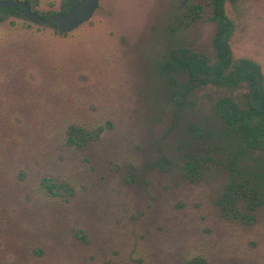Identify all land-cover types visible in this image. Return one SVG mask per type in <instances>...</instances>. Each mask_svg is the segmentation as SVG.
I'll list each match as a JSON object with an SVG mask.
<instances>
[{
    "label": "rangeland",
    "instance_id": "obj_1",
    "mask_svg": "<svg viewBox=\"0 0 264 264\" xmlns=\"http://www.w3.org/2000/svg\"><path fill=\"white\" fill-rule=\"evenodd\" d=\"M214 13V0H99L65 34L0 22V264H264V202L230 188L260 154L233 167L216 114L224 97L246 106L255 82L198 85L180 103L186 75L161 69L178 50L214 61ZM222 13L262 102L264 0ZM188 155L209 156L193 177Z\"/></svg>",
    "mask_w": 264,
    "mask_h": 264
},
{
    "label": "trees",
    "instance_id": "obj_2",
    "mask_svg": "<svg viewBox=\"0 0 264 264\" xmlns=\"http://www.w3.org/2000/svg\"><path fill=\"white\" fill-rule=\"evenodd\" d=\"M24 1L36 12L33 6L37 5L39 0ZM78 1L80 0H62L61 12L67 11ZM214 9V18L220 23V28L213 38L214 61L211 62L206 56L192 51L178 50L161 66L165 73L172 71L177 75H186L184 85L174 95L175 98H179L180 103L185 101L188 92L198 85L211 83L231 87L241 81L252 84L256 80L255 74L259 72L257 64L251 60L241 59L236 63L233 62L227 34L230 23L222 16V0H214ZM14 15H22V8L19 6L0 8V22ZM49 15L51 14H41L42 17ZM49 26L60 34L66 33L58 30L55 24ZM245 105L241 108L227 97L218 101L216 114L223 123V129L218 134V138L221 141L222 147L220 146V148L231 151L232 165L235 168L243 158H246L247 153L259 152L260 155L253 159L247 168L243 181L237 185L232 184L230 188L232 192L244 195V187H246L256 197H259L261 202H264V101L261 102L262 110L255 109L251 105L249 97ZM192 128L197 136L203 135L201 127L192 126ZM71 131L69 139L73 141L80 129L72 127ZM206 133L207 136L214 135L210 130H207ZM208 160L209 156L207 155L203 157L202 155H188L184 160V174L189 177L196 176L199 174V168ZM189 264L200 263L198 260H194Z\"/></svg>",
    "mask_w": 264,
    "mask_h": 264
},
{
    "label": "water",
    "instance_id": "obj_3",
    "mask_svg": "<svg viewBox=\"0 0 264 264\" xmlns=\"http://www.w3.org/2000/svg\"><path fill=\"white\" fill-rule=\"evenodd\" d=\"M98 3L99 0H80L67 11L57 12L48 17H42L33 11L24 0H0V8L19 6L22 8L23 17L28 21L41 25L55 24L58 30L69 32L90 19ZM255 75L256 81L249 95V100L255 109L262 110L261 98L255 96L256 90L261 86L262 79L259 74Z\"/></svg>",
    "mask_w": 264,
    "mask_h": 264
},
{
    "label": "flooded vegetation",
    "instance_id": "obj_4",
    "mask_svg": "<svg viewBox=\"0 0 264 264\" xmlns=\"http://www.w3.org/2000/svg\"><path fill=\"white\" fill-rule=\"evenodd\" d=\"M264 100V98H262Z\"/></svg>",
    "mask_w": 264,
    "mask_h": 264
}]
</instances>
